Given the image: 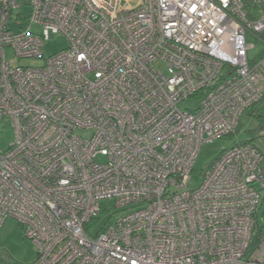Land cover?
<instances>
[{
    "label": "built area",
    "instance_id": "1",
    "mask_svg": "<svg viewBox=\"0 0 264 264\" xmlns=\"http://www.w3.org/2000/svg\"><path fill=\"white\" fill-rule=\"evenodd\" d=\"M27 5L25 18L0 0V120L14 134L0 150V228L18 221L31 264H264V241L251 246L263 154L233 145L188 187L202 144L263 99L264 55L249 58L247 35L264 49V0ZM55 36L67 47L43 58ZM190 97L194 113L179 106ZM109 199L137 208L91 235Z\"/></svg>",
    "mask_w": 264,
    "mask_h": 264
},
{
    "label": "rangeland",
    "instance_id": "2",
    "mask_svg": "<svg viewBox=\"0 0 264 264\" xmlns=\"http://www.w3.org/2000/svg\"><path fill=\"white\" fill-rule=\"evenodd\" d=\"M17 1L23 6L14 13L21 12L22 16L26 18L30 10L27 5L28 0ZM135 3L136 1H133L132 5ZM247 42L254 45L248 52L249 58H253L260 50L259 43L255 37L249 34L247 35ZM67 45V39L61 36L44 40L42 48L43 58L65 49ZM6 55L7 58L14 59L13 52L10 49L6 50ZM43 58L20 60L19 64L40 66ZM200 101V97H190L182 101L179 106L181 108L186 106L190 112L194 113V108L200 104ZM77 133L85 138L90 136V131L84 129L77 130ZM13 139L14 134L10 122L0 120V150L5 151L13 142ZM243 142L252 143L263 154L262 169L264 172V92L263 99L252 107V111H246L241 116L238 129L233 134L202 144L190 173L188 187L191 189L196 188L201 183L203 171L209 164L224 150ZM97 160L100 162L102 158L98 157ZM102 207L103 211L99 217L88 227V232L91 235H95L104 224H113L118 215L123 216L137 208L136 206H129L120 209L115 207L114 201L110 199L102 201ZM257 227L264 240V190L262 192L261 203L257 210ZM35 257L36 248L34 244L28 238L24 237L23 228L18 221L12 217H8L0 228V262L5 264H31Z\"/></svg>",
    "mask_w": 264,
    "mask_h": 264
},
{
    "label": "trees",
    "instance_id": "3",
    "mask_svg": "<svg viewBox=\"0 0 264 264\" xmlns=\"http://www.w3.org/2000/svg\"><path fill=\"white\" fill-rule=\"evenodd\" d=\"M264 49H261L259 50L258 54L256 56H260V55H264ZM253 107V106H252ZM252 107L249 108L247 110V112H251L252 111ZM251 109V110H250ZM238 129V127H237ZM245 143V142H243ZM250 143V142H249ZM260 241H264L263 238H262V235L260 233V231L258 230V227H257V212L256 214L254 215V228H253V234H252V242H251V246H255L257 243H259Z\"/></svg>",
    "mask_w": 264,
    "mask_h": 264
}]
</instances>
